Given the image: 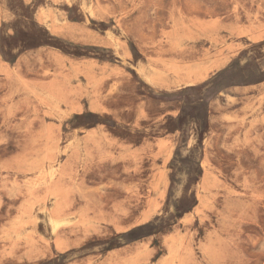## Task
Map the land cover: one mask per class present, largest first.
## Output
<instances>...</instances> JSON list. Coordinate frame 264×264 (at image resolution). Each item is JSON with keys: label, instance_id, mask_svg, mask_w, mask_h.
<instances>
[{"label": "rangeland", "instance_id": "rangeland-1", "mask_svg": "<svg viewBox=\"0 0 264 264\" xmlns=\"http://www.w3.org/2000/svg\"><path fill=\"white\" fill-rule=\"evenodd\" d=\"M0 264H264V0H0Z\"/></svg>", "mask_w": 264, "mask_h": 264}, {"label": "bare ground", "instance_id": "bare-ground-1", "mask_svg": "<svg viewBox=\"0 0 264 264\" xmlns=\"http://www.w3.org/2000/svg\"><path fill=\"white\" fill-rule=\"evenodd\" d=\"M232 98V97H231ZM184 183V182H183ZM177 193H179V192H177ZM57 197V196H56ZM49 199V198H48ZM58 200H59V198H58ZM62 201V200H61ZM35 202V201H34ZM41 202V201H40ZM45 202V201H44ZM69 204V203H68ZM81 215V214H80ZM77 218V217H76ZM35 219V218H34ZM38 219V218H37ZM54 220V219H53ZM72 222V221H71ZM82 222V221H81ZM53 223V222H52ZM84 223V222H83ZM59 224V223H58ZM54 225V224H53ZM57 225V224H56ZM54 227V226H53ZM56 228V227H55ZM57 229V228H56ZM16 230V229H15ZM58 243H60V242H58ZM57 243V244H58Z\"/></svg>", "mask_w": 264, "mask_h": 264}]
</instances>
